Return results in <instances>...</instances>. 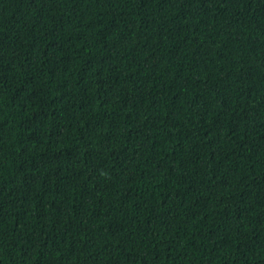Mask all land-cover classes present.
Segmentation results:
<instances>
[{
	"label": "trees",
	"instance_id": "obj_1",
	"mask_svg": "<svg viewBox=\"0 0 264 264\" xmlns=\"http://www.w3.org/2000/svg\"><path fill=\"white\" fill-rule=\"evenodd\" d=\"M0 264H264V0H0Z\"/></svg>",
	"mask_w": 264,
	"mask_h": 264
}]
</instances>
